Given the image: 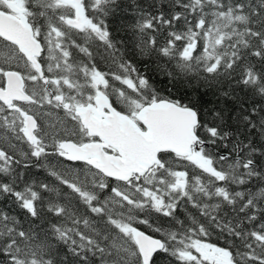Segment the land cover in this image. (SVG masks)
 <instances>
[{
  "label": "snow or ice",
  "instance_id": "obj_1",
  "mask_svg": "<svg viewBox=\"0 0 264 264\" xmlns=\"http://www.w3.org/2000/svg\"><path fill=\"white\" fill-rule=\"evenodd\" d=\"M0 201V264H264V0H0Z\"/></svg>",
  "mask_w": 264,
  "mask_h": 264
},
{
  "label": "trees",
  "instance_id": "obj_2",
  "mask_svg": "<svg viewBox=\"0 0 264 264\" xmlns=\"http://www.w3.org/2000/svg\"><path fill=\"white\" fill-rule=\"evenodd\" d=\"M116 24H119V21H116ZM115 26V25H114ZM141 68H143V65L141 64L140 65ZM146 72H148L149 75H151V72L149 69H144ZM162 78H157V86L158 87H163L162 83H160V80ZM166 94V93H165ZM173 95H175L177 98H179V96L181 95L180 92H176L175 90H173ZM245 99H250V97H245ZM212 101V103H207L208 101ZM204 103H205V108H211V107H214L215 104H216V100L214 97H205L204 98ZM221 106H223V101H221ZM233 105L231 103L228 104V107L231 108ZM29 172H40L42 173V170L41 169H36V168H32L30 170H28ZM41 179L44 178V175L41 174ZM0 207H3L5 208V210H10V206L8 205V203L6 201H0ZM11 207H14V206H11ZM222 243V241H221Z\"/></svg>",
  "mask_w": 264,
  "mask_h": 264
}]
</instances>
